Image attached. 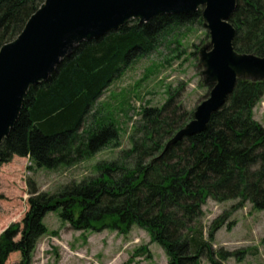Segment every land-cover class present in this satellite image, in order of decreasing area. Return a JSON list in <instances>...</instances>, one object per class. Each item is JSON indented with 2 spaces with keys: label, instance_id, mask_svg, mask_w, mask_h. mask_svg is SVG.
Here are the masks:
<instances>
[{
  "label": "trees",
  "instance_id": "1",
  "mask_svg": "<svg viewBox=\"0 0 264 264\" xmlns=\"http://www.w3.org/2000/svg\"><path fill=\"white\" fill-rule=\"evenodd\" d=\"M42 2L0 0V47L20 33ZM196 19H201V9L159 15L144 23L134 19L81 42L47 80L26 92L19 117L0 146V165L18 156L31 160L29 169L58 170L109 145L118 147L120 129L99 107L100 97L166 33ZM229 22L235 28V51L264 56V0H236ZM180 89L168 91L159 106H144L129 136L130 146L115 159L96 163L95 174L51 193L40 191L29 178V209L22 227L14 223L0 233V264L12 252L20 253L19 264H30L38 240L49 232L43 218L51 211L82 231L125 234L134 225L145 229L164 249L169 264H200L203 256L210 264H224L229 256H237L211 247L226 213L212 221L207 237L199 220L208 199L236 200L232 210L246 202L264 210V126L252 114L264 82L238 80L204 131L166 147L192 119Z\"/></svg>",
  "mask_w": 264,
  "mask_h": 264
},
{
  "label": "rangeland",
  "instance_id": "2",
  "mask_svg": "<svg viewBox=\"0 0 264 264\" xmlns=\"http://www.w3.org/2000/svg\"><path fill=\"white\" fill-rule=\"evenodd\" d=\"M160 40L150 54L115 79L99 99V107L120 129L118 147L109 145L89 159L58 170L29 169L31 160L18 156L0 165V233L14 223L22 227L29 209V178L40 191L50 193L72 181L79 182L95 174L96 163L113 160L120 150L130 146L129 136L144 106L163 104L168 91L173 92L177 87H181L184 108L191 112L208 96L209 87L202 82V67L198 63L199 47L209 40L202 19L173 28ZM252 114L264 126V91ZM235 203L236 200L206 201L199 220L204 236L207 237L213 219L226 213L227 220L214 232L212 249L237 253L224 260V264H264V210L254 209L249 202L232 210ZM43 222L49 232L38 240L30 264H169L164 249L136 225L125 234L108 229L82 231L61 220L56 211L48 212ZM227 222H233L230 228L226 227ZM19 261L20 253L12 252L5 264H19ZM200 264L210 263L203 256Z\"/></svg>",
  "mask_w": 264,
  "mask_h": 264
},
{
  "label": "water",
  "instance_id": "3",
  "mask_svg": "<svg viewBox=\"0 0 264 264\" xmlns=\"http://www.w3.org/2000/svg\"><path fill=\"white\" fill-rule=\"evenodd\" d=\"M200 8L209 40L199 47L198 63L202 82L210 89L166 147L204 131L238 80L264 81V56L233 48L235 28L229 18L236 0H43L20 33L0 47V146L19 117L28 89L47 80L81 42L118 30L130 20L144 23Z\"/></svg>",
  "mask_w": 264,
  "mask_h": 264
}]
</instances>
